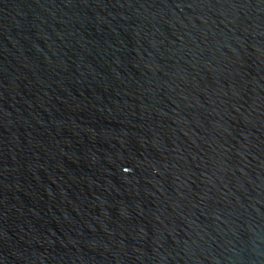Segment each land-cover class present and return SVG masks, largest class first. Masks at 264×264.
I'll return each instance as SVG.
<instances>
[{"label":"water","instance_id":"95a60500","mask_svg":"<svg viewBox=\"0 0 264 264\" xmlns=\"http://www.w3.org/2000/svg\"><path fill=\"white\" fill-rule=\"evenodd\" d=\"M0 264H264V0H0Z\"/></svg>","mask_w":264,"mask_h":264}]
</instances>
